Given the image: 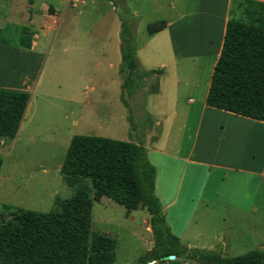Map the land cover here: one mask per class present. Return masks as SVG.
<instances>
[{
  "label": "rangeland",
  "instance_id": "374dc122",
  "mask_svg": "<svg viewBox=\"0 0 264 264\" xmlns=\"http://www.w3.org/2000/svg\"><path fill=\"white\" fill-rule=\"evenodd\" d=\"M115 1L121 3V0ZM113 2L33 0L29 5L26 0H0V89L29 94L20 131L18 129L14 139L0 137V222L9 220L10 213L17 208L48 212L54 209L56 197L72 195L73 189L66 187L59 168L73 135L120 141L144 136L145 140L146 135L160 132V126L154 123L153 118L161 122L167 118L171 125L167 137L178 141L176 152L184 154L189 148L195 117L193 104L188 99L199 101L202 98L214 55L208 54L196 60L179 59L173 65L170 81L162 83L161 95L152 93L158 84L157 75H153L147 78V85L127 98L129 108L125 107L119 100L121 76L118 73L120 17L124 14ZM124 3L130 11L135 45L147 39V24L159 19H172L174 9L183 6V0H146L145 5L151 9L136 17L131 10L139 9L142 0H124ZM213 3L214 7H221L223 0H189L190 8L201 11L203 15L189 18L182 31H187V38L191 39L195 33L197 39H204L202 52L212 51L206 46V41L216 42L218 39L216 34L220 22H215L211 16L212 10L217 11L211 8ZM184 24L185 19H181L170 27V35L176 43ZM23 27H29L33 32L35 45L32 49L19 46ZM154 43L164 45L161 39ZM172 74L179 79L177 84H173L176 80L173 82ZM143 96L145 102L142 101ZM146 98L149 103H146ZM129 109L134 130H130L127 120ZM184 123L186 130L178 140V133L175 135L174 131H178L179 124L183 129ZM164 138L161 141L164 142ZM150 142L153 145L154 139L151 138ZM174 147L168 146L170 149ZM198 155L209 159L214 156L211 140ZM259 166L264 168V150L260 151ZM187 175L190 176L191 172L188 171ZM193 176L197 183L193 184L192 192L196 195L201 189L198 182L203 183L205 176L199 171ZM205 184L202 192L209 199H214V174ZM254 196L251 194L239 202L245 208L256 207L259 213H264V190ZM224 199L225 194H222L220 200ZM181 202L183 197L174 210L181 207ZM189 206L186 201L181 207L183 213H188ZM125 213L123 206L105 197L93 201L90 211L91 231L116 241L113 264H136L137 259L152 247L147 211L139 208L127 215ZM210 218L205 216L203 219L199 212L194 216L199 224ZM209 224L214 225V217ZM258 224L253 223L250 227ZM247 226L235 225L236 236H243L223 256H235L253 249L264 250V231L248 232ZM170 264L195 263L175 260Z\"/></svg>",
  "mask_w": 264,
  "mask_h": 264
},
{
  "label": "trees",
  "instance_id": "16d2710c",
  "mask_svg": "<svg viewBox=\"0 0 264 264\" xmlns=\"http://www.w3.org/2000/svg\"><path fill=\"white\" fill-rule=\"evenodd\" d=\"M29 5L33 0H26ZM120 17L118 73L121 76L119 100L129 108L127 98L146 84L147 78L163 73L146 71L137 55L130 11L124 0L117 3ZM133 18V17H132ZM166 27L164 20L146 26L148 34ZM33 32L23 27L19 46L30 49ZM29 94L0 89V137L14 139L23 120ZM145 102V97H142ZM209 107L264 122V2L230 0L222 45L213 66L205 96ZM131 111L127 120L130 130ZM144 136L120 141L111 138L73 135L59 173L73 193L56 197L54 209L37 212L17 208L10 219L0 222V264H113L115 239L90 229L93 201L108 198L124 207L126 215L144 208L149 215L151 250L136 264L165 263L174 256L196 264H264V250L253 249L235 256L215 250L193 249L183 245L170 231L154 193L156 170L149 162ZM2 160L0 158V168ZM92 193V198L90 197Z\"/></svg>",
  "mask_w": 264,
  "mask_h": 264
},
{
  "label": "crops",
  "instance_id": "0c3cea01",
  "mask_svg": "<svg viewBox=\"0 0 264 264\" xmlns=\"http://www.w3.org/2000/svg\"><path fill=\"white\" fill-rule=\"evenodd\" d=\"M256 1L264 2V0ZM145 3L146 0H142L139 9L131 10L132 14L140 17L143 11L150 10L151 7ZM210 6L217 10L210 11L214 21L220 22V28L218 27L216 34L218 36L217 41H206L208 38L205 40L206 46H209L212 51L202 52L205 46V43L203 44L204 39L200 41V38H196L195 33L190 39V37L187 38V31L182 32L189 22V18L194 19L196 16L203 15L201 11L190 8L189 0H183L182 8L174 9L172 19L164 20L166 27L163 30L154 34L147 33V39H143L139 45L136 44V55L141 68L146 71L152 69L163 71L162 74L155 76L158 84L152 92L154 95H161L163 84L170 81L173 65H176L179 59H203L206 55L213 54L214 58L209 66L210 73H212L222 45L230 0H223L221 7H214V3ZM181 19H185V24L176 43L170 35V27ZM159 39L162 40L163 46L154 43ZM32 43L31 49L35 45V42ZM172 80L173 82L174 80L177 81L173 84L179 82V79L173 74ZM208 86L209 81L199 101L188 99L189 103L193 104L192 111H194L195 122L192 130V141L184 154L176 152L178 141L167 137L170 135L171 129L167 118L162 122L153 118L154 123L160 126V132H152V134L146 135L144 147L149 162L156 170L154 193L160 202L162 215L172 234L178 237L180 242L188 248L215 250L223 255L227 249L234 247L238 239L243 236H236V224L248 225L246 227L248 232L252 230L264 231V213H259V209L256 207L245 208L239 202L240 199L249 197L251 194L257 196L260 191L264 190V168L259 166L260 151L264 150V138H262L264 122L207 106L205 96ZM173 102H175V98L172 100ZM146 103H149L147 98ZM170 111H172V107ZM23 121L24 118L19 131ZM183 126L184 128L181 129L182 126L179 124L178 131H174L175 135L178 133V140H181V134L186 130L185 123ZM151 138L154 139L153 145L150 144ZM163 138L164 142L161 141ZM210 140L214 145V156L209 159L198 155ZM168 146L175 147L170 149ZM188 171L191 172L190 176L187 175ZM197 171L205 176V181L203 183L198 182L201 189L195 195L192 189L193 184H196L197 181L193 173ZM213 174L214 199H209L202 191H204L208 177ZM224 186L225 190H223ZM222 194H225V199L221 201ZM182 197L181 207H184L186 201L188 204L190 203L191 208L188 213H183L181 207L174 210ZM175 211L179 212L176 213ZM197 212L202 215L203 219L205 216H211L210 220L202 221L203 223L199 224L198 221L194 220ZM213 217L214 225L209 224ZM228 217H230L229 220H227ZM253 223L259 224L256 227H250ZM170 262H152L150 264H170Z\"/></svg>",
  "mask_w": 264,
  "mask_h": 264
},
{
  "label": "water",
  "instance_id": "95a60500",
  "mask_svg": "<svg viewBox=\"0 0 264 264\" xmlns=\"http://www.w3.org/2000/svg\"><path fill=\"white\" fill-rule=\"evenodd\" d=\"M174 256H168V257H164V260H173Z\"/></svg>",
  "mask_w": 264,
  "mask_h": 264
}]
</instances>
